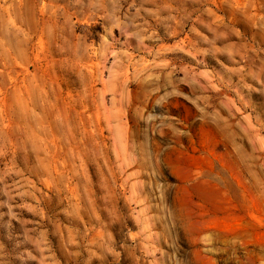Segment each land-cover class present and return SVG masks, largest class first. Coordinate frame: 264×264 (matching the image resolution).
Segmentation results:
<instances>
[{"label": "rangeland", "instance_id": "1", "mask_svg": "<svg viewBox=\"0 0 264 264\" xmlns=\"http://www.w3.org/2000/svg\"><path fill=\"white\" fill-rule=\"evenodd\" d=\"M0 264H264V0H0Z\"/></svg>", "mask_w": 264, "mask_h": 264}]
</instances>
